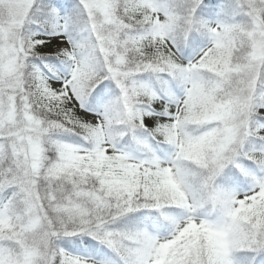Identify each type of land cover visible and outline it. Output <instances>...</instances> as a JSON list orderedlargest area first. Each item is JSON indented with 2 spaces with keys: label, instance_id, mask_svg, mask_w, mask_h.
Here are the masks:
<instances>
[{
  "label": "trees",
  "instance_id": "obj_1",
  "mask_svg": "<svg viewBox=\"0 0 264 264\" xmlns=\"http://www.w3.org/2000/svg\"><path fill=\"white\" fill-rule=\"evenodd\" d=\"M111 2L122 30H111L108 24L109 30L96 33L87 25L79 0H35L20 36L24 42L60 34L69 38L79 55L88 56L87 69L74 81L80 107L96 114L104 102L111 150L140 166L172 163L179 185L169 187L148 179L128 182L127 176L114 175L103 164L69 162L73 149L95 151L100 145L91 132L81 133L74 123L39 101L36 83L39 73L62 79L71 72L72 62L29 52L21 58L20 80L22 94L31 101V113L41 122V159L31 165L13 152L14 140L2 122L6 104L0 88V264H23L29 251L34 254L30 264H70L76 259L96 264H149L153 247L189 220L214 230L229 228L230 263L264 264V137L258 135L264 130V58L252 80L246 70L251 50L245 36L251 30L232 26H245L242 20L248 7L240 0ZM139 2L172 21L156 30L152 21L131 19L129 14ZM253 6L264 20V0H255ZM58 20H65V30H56ZM208 21L226 24L227 34L200 25ZM124 26L129 28L123 30ZM156 34L169 42L182 60L181 66L164 62L155 52ZM221 38L222 62L210 69H195L191 80L192 107L197 114L188 113L179 122L184 136L195 142L173 160L177 154L173 138L138 124L164 115L160 108L176 107L187 95L186 66ZM118 55L122 58L119 87L107 77V69L115 68ZM250 83L253 92L250 109L244 113L242 144L233 158L211 174L202 164L207 137L216 136L211 130L218 126L197 121L202 113L216 116L232 102L234 93H243ZM129 124L139 128L130 131ZM63 154L69 155L66 164L71 165L59 174L56 169ZM253 192H261L258 200H250L254 206L230 217L233 199ZM31 208L41 218L34 228L27 227ZM217 248L215 238L206 232L190 233L172 246L160 264H220Z\"/></svg>",
  "mask_w": 264,
  "mask_h": 264
},
{
  "label": "rangeland",
  "instance_id": "obj_2",
  "mask_svg": "<svg viewBox=\"0 0 264 264\" xmlns=\"http://www.w3.org/2000/svg\"><path fill=\"white\" fill-rule=\"evenodd\" d=\"M34 1L0 0V88L4 93V102L6 104L2 122L5 123L6 131L14 140L12 149L15 155H17L16 157L22 158V162L29 161L31 165H33L32 162L37 165L38 160L41 159V122L31 113V101L29 97L22 94L24 90L20 80V64L21 58H24L29 52H36L37 54L43 53L49 56L71 60L72 70L68 76L63 77L60 81L42 77L39 73V80L36 83L37 99L54 109L67 122L74 123L78 128L77 130L81 133L91 132L90 135L100 145L95 151L84 149L76 151L73 149L74 152L70 154L69 162L80 161L86 165L103 164L107 169L113 170L114 175L127 176L128 182L137 183L141 180L144 182L149 180L176 188L179 183L175 174V166L172 163L162 164L150 162L140 166L130 160L129 157L111 150L110 131L107 126L108 121L105 119L103 113L104 102H101L99 106L101 109L99 115H91L80 108V95L74 87V81L84 74L87 69V55H79L73 42L63 35L48 38L44 42H41L43 40H40L39 37H34L24 42L20 36V30L26 20L27 12ZM240 1L249 10L247 15L244 16V20H242L245 26L237 25L236 23L232 26H235V29L239 27L236 30H251L245 31L246 40L251 50L247 59L246 70L252 80H255L258 76L262 59L264 58V20L259 18L257 10L253 6L255 0ZM79 2L88 22L87 25L96 33L102 29L109 30L106 29L108 24L111 30H122L121 23L114 19V9L111 0H79ZM129 17L139 21H152L157 26L156 30H161L163 25L166 26L168 22L172 21L170 17L152 11L143 2H139L132 14H129ZM200 25H205L206 29L215 30L219 34H227V30H229L227 25L221 22L208 21L205 24L200 23ZM60 28L62 30L66 29L65 20H58L56 30H60ZM126 28L129 27L124 26L123 30ZM158 34H160V31ZM158 34L153 38L155 52L164 62L173 66H181L182 60L177 56L172 46ZM101 46L104 49V45ZM223 48L224 41L221 38L203 50L186 66L188 68L187 95L183 99H180L176 107L173 109L160 108L161 110L159 111L164 115L148 117L138 124L152 129L164 138H173L177 145V154L173 160L178 155H181L184 147L191 146L195 142L187 139L183 131L179 128L180 120L187 116L188 113L192 115L197 114L192 107L194 105V94L191 91V80L195 74V69H210L222 62L224 55ZM103 49L101 48L100 52L104 55V59H106V51L104 52ZM114 63L115 68L108 67L107 77L114 86L118 85L119 87V82L122 79V73L119 69V66L122 64L121 56H116ZM238 88L240 87L238 86ZM242 91L244 92L234 93L232 96L235 97L232 102L226 108L217 112L216 116L215 114L207 116L202 113L197 121L201 125L210 124L218 126V128L215 127L211 130L214 133L215 131L217 132L216 136L207 137V140L209 138L210 140L206 147L205 162L202 164L205 165L211 174L217 172L230 158H233L235 153H238L239 146L242 144V139L246 131L244 113L250 109L253 84H247L246 88ZM137 128L139 127L129 124L127 129L132 131ZM258 135L264 137V130H259ZM68 156V154H63L62 163L57 165V173L61 174L69 169L71 164H66ZM262 185L264 186V181ZM260 194L261 192H256L249 200H245L242 197L234 198L229 211L230 216L238 215L241 210L251 209L254 205L250 200H253V202L258 200ZM205 201L214 204L213 200L206 199ZM29 211H32L33 215L27 222V227H37L41 223V218L33 208ZM0 220L2 219L0 218ZM201 232H206L209 237L215 238L216 247H218L217 251L219 252H217L216 259H220V264H232L229 262L227 256L229 228L214 230L195 220H189L180 224L172 236L157 243L153 247V254L149 258L148 263L160 264L174 244L179 243L190 233L197 235ZM33 256L34 254L32 252H26L23 258V264H30ZM70 264L96 263L76 259V261L71 260Z\"/></svg>",
  "mask_w": 264,
  "mask_h": 264
}]
</instances>
